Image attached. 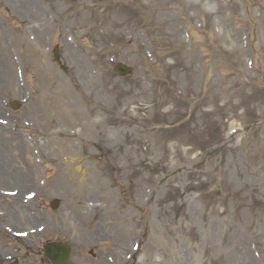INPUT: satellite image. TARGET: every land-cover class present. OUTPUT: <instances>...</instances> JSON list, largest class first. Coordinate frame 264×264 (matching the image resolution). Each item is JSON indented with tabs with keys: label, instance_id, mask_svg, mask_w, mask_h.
Wrapping results in <instances>:
<instances>
[{
	"label": "rangeland",
	"instance_id": "rangeland-1",
	"mask_svg": "<svg viewBox=\"0 0 264 264\" xmlns=\"http://www.w3.org/2000/svg\"><path fill=\"white\" fill-rule=\"evenodd\" d=\"M30 2L31 5L43 7L58 6L59 15L64 17L58 20L60 29L67 27L72 30L75 26L92 28L96 23L97 28L93 27L95 33L91 34V39H79L80 50H70L69 70L65 79L73 102L80 105L84 103L86 121L92 130L95 128L93 133L102 142L105 139L107 148L110 149L108 152L118 154L119 159L116 160L122 166L121 171L108 158L105 162L96 161L98 164L108 165L103 183L112 186V194L118 193L115 185L123 187L120 183H129L127 177L130 175L126 174L135 163L132 158L134 152L144 155L148 164L155 162L154 165L161 170L160 174L166 169L171 170V166L176 163L186 165L194 172L191 175L192 183L188 184V177L183 180L184 184L180 177L170 180V183L161 186L165 195L160 196L158 201L146 204L140 200L127 202V191L120 187L119 198L125 201L120 205L119 219L122 216L123 219H131L133 225L145 232L148 230L147 224H158L159 221L168 224L172 229L170 236L175 237L170 245L174 248H186L187 255L192 257L189 264H264V204L260 205L254 197L255 193L263 194L264 190L261 174L264 173V151L257 150L253 144L242 155L239 146L230 149L225 139L227 124L224 118L228 113L241 109L242 106L234 101L245 99L247 84H244L242 77L245 75L251 79L252 73L240 64L239 55L228 61L212 48L216 36L211 30L202 31L195 26V20L211 23L213 11L216 14L214 18L220 19L222 31L229 32L233 22L241 25L238 16H235V21L226 23L231 11L226 1H220L219 11L216 0H23V5ZM68 5L71 10L63 14ZM241 5L246 12L253 7L252 3L244 1ZM263 6L264 2L256 5L260 19L256 23L255 35L258 33L261 39H264ZM43 9L47 10L42 8L40 11ZM238 24H235L237 33L231 37H237L238 29L242 28H238ZM180 25L183 26L179 29ZM63 29L58 32L65 33ZM183 29L192 35L189 43L183 40ZM20 31L23 28L15 29L12 37ZM101 46L105 49L100 53ZM147 51L152 53L156 62L145 58ZM73 54H76L75 58L72 57ZM110 57L115 61L122 60L135 67L139 64L142 67H138L137 71L135 69L125 80H119L111 70ZM229 63L234 66L231 67ZM83 64L82 68H86V71L81 73L82 70L77 67ZM195 64H199L198 70L194 68ZM28 69L26 80L33 89L35 76L30 66ZM77 75L84 76V87L77 82ZM177 78L180 80L177 81ZM233 79L237 84L236 90L242 95L236 100L229 90ZM256 84H261L259 78L256 79ZM15 86H18L16 82ZM176 88L183 90L182 96H177ZM198 89H201L200 94ZM9 90H12V86L5 89ZM52 100L53 96L50 101ZM244 102L242 99L241 103ZM152 103L154 113L160 119L149 129L146 122L133 120L132 113L137 105ZM167 111V115H164ZM151 112L152 107L149 109V113ZM39 142L41 143V139ZM174 144L175 147L171 149L170 146ZM159 148L165 150L163 161L158 159L161 157ZM30 149L29 147V151ZM199 149L205 151L201 158H198ZM168 152L173 164L168 162L171 159ZM181 154L187 159H183ZM90 156L88 153L83 160ZM50 162L52 160L47 161ZM241 163L247 166L246 172H243ZM197 171L204 173L198 175L200 173ZM100 176L97 172V183L101 180ZM134 177L138 179V175H135L131 177L132 181ZM203 180L207 184L202 189L193 190L194 184ZM97 187L91 188L98 190L95 195L86 192L83 183L75 188L74 193H82L77 203L99 200L103 195L100 192L106 185ZM71 196L72 193L63 199L71 201ZM170 200L181 201L182 207L185 202L189 205L191 201L199 208L202 207L204 212L199 210L202 220L196 217L198 219L195 221L194 233L191 230L182 232L185 220L176 219L172 216L171 209H164ZM131 203L141 204L137 215L133 212L134 217L127 208ZM174 206L177 205L171 204L169 207ZM95 218L97 216L92 214L90 225ZM211 218L219 220L214 239L208 236L207 230L208 220ZM65 222L66 218H63L62 223ZM127 241L126 246H129L131 239ZM252 242L260 248H257L259 257L250 250ZM196 247L200 253L192 249ZM127 250L125 248L124 252ZM88 258L84 251L75 250L72 264L75 260H79L76 264H83L82 260L87 262ZM158 258L157 263L168 258L165 246L159 250ZM90 262L95 263L96 260ZM173 264L182 263L177 262L176 258Z\"/></svg>",
	"mask_w": 264,
	"mask_h": 264
},
{
	"label": "bare ground",
	"instance_id": "bare-ground-1",
	"mask_svg": "<svg viewBox=\"0 0 264 264\" xmlns=\"http://www.w3.org/2000/svg\"><path fill=\"white\" fill-rule=\"evenodd\" d=\"M29 56L31 58H35V53L34 52H30ZM61 86H62V84H60L58 87H61ZM67 97L68 96L66 95V90L64 88L63 89L61 88V91L59 92V96H58V107L65 111V115L66 116H72V112L70 111L69 106H66L65 108L63 107V102L67 100ZM170 251H172L174 256L175 255L177 256V255L181 254V253H179L178 249L177 250L175 249V251L170 249ZM184 260H186V256H185Z\"/></svg>",
	"mask_w": 264,
	"mask_h": 264
}]
</instances>
